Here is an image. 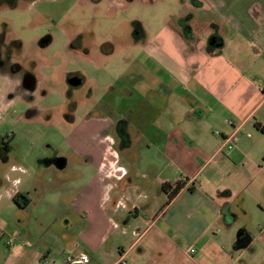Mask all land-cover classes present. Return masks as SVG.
Masks as SVG:
<instances>
[{
	"label": "crops",
	"instance_id": "0c3cea01",
	"mask_svg": "<svg viewBox=\"0 0 264 264\" xmlns=\"http://www.w3.org/2000/svg\"><path fill=\"white\" fill-rule=\"evenodd\" d=\"M193 1L195 26L166 22L119 74L112 90L114 116L101 117L99 126L84 123L83 132L78 124L68 138L91 159L94 173L71 201L84 219L75 238V246L83 244L81 255L70 253L54 264H72L82 255L89 256L86 264H114L122 255L127 264H178L183 247L178 240L185 236L198 247L188 250L197 254L191 256L194 264L206 253L236 264L238 250L257 252L256 237L263 252L258 264H264L263 227L255 236L227 219L238 217L239 196L228 180L243 170L241 163L248 164V137L258 136L256 124L264 123V49L243 48L264 32V0ZM205 22L214 27L220 46L208 47L211 36L193 38L195 27ZM251 57L260 62L257 70ZM124 117V141L103 139L108 123ZM234 132L238 140L229 150L222 145ZM33 175L12 162L4 174L11 185L1 181L0 200L30 207L34 188L24 184ZM177 182L185 186L168 202L164 185ZM236 200L245 211V200ZM189 217L195 219L186 221ZM18 235L21 246L30 245L25 233ZM38 258L36 253L33 264Z\"/></svg>",
	"mask_w": 264,
	"mask_h": 264
},
{
	"label": "rangeland",
	"instance_id": "374dc122",
	"mask_svg": "<svg viewBox=\"0 0 264 264\" xmlns=\"http://www.w3.org/2000/svg\"><path fill=\"white\" fill-rule=\"evenodd\" d=\"M21 2L14 10H43L52 14L55 23L50 25L53 41L48 48L43 49L39 44L29 43L25 47V52L28 53L32 49L38 50V58L30 65L37 78L35 88L27 90L18 86L15 90V86L12 91L7 88L9 80L13 84L14 81L19 84L23 80V70L17 73L8 71L9 80L0 82V139L11 141L10 147H4L5 156L11 161H6L4 150L0 148V183L4 181L7 187L11 185L4 180V174L12 162L18 161L34 174L33 181L26 182L24 186H33L35 198L28 208L7 206L4 200H0V264H33L36 253L39 257L37 264H46V260L49 264H54L53 261L63 262L70 253L74 257L81 255L83 244L75 246V238L84 225V219L71 206V201L94 173L91 159L82 157L68 138L73 135L74 128L78 132L80 127L83 132L85 124L99 126L101 124L97 120L113 115L108 102L110 95L113 97L111 90L119 74L133 56L144 53V46L169 18L177 16L178 23H182L184 19L183 23L188 21L187 23L195 26L189 17L194 1ZM63 28H71L68 40ZM211 30H215L214 27L206 22L202 23L195 27L193 38L202 37L207 40L209 36H215ZM79 32H82L83 41L80 46H76L71 40ZM23 33L25 38L34 40L36 36L40 38L41 32L36 34L35 30L27 28ZM259 34L253 38V44L243 43V48L253 50L254 53L255 48L264 49V32ZM248 61H253L257 70L260 62L255 61V57ZM71 75L78 76L81 83L69 84ZM70 94L77 101L75 107L67 106ZM70 118L74 120L70 121ZM78 124L82 125L76 127ZM255 131L258 136L248 137L252 144L249 160H246L248 164L241 163L243 170L238 172L237 177L232 172L228 180V183L232 182L233 186H237L239 196L234 198L238 217L227 216V219H232L238 229L247 228L257 236L260 228L264 229V133L257 127ZM61 159L66 162L63 167L58 165ZM48 161L52 163L48 164ZM35 176L38 178L34 179ZM234 177L237 178L235 183ZM2 189L0 184V194ZM236 199L238 203L245 200V211L236 204ZM119 216L122 217V214ZM194 219L189 217L186 221ZM21 228L23 229L20 231ZM239 232L238 230L237 234ZM23 233L29 246L19 244L18 234ZM186 237L178 240L183 245L178 254V264H194L191 256L197 255L189 253L188 250L197 245ZM255 244L258 248L255 253L251 249H240L235 253L236 264L259 263L263 252L257 237ZM17 248L22 249L15 252ZM126 261L129 263L128 258ZM222 263V258L213 253H206L199 262Z\"/></svg>",
	"mask_w": 264,
	"mask_h": 264
},
{
	"label": "flooded vegetation",
	"instance_id": "af4514ba",
	"mask_svg": "<svg viewBox=\"0 0 264 264\" xmlns=\"http://www.w3.org/2000/svg\"><path fill=\"white\" fill-rule=\"evenodd\" d=\"M21 3V0H0V82L5 83L6 80H9L7 79V75L9 73L8 71H10L11 73H17L23 70L25 72L24 78L20 82L21 84H18L15 81L13 84L9 80V87L7 88L10 91L14 90L15 86L17 87L15 88V90L18 89V86H23L27 90H33L36 86L37 78L32 72L30 65L35 61V59L38 58V50L32 49V51L29 53L27 51L25 52V47L27 46V44H39L44 49L48 48L53 41L50 25H52L51 23H55V18L52 16V14L43 10H14L17 9ZM189 17L191 18V16ZM183 21L185 20L183 19ZM167 22L178 24V17L173 16L169 18ZM187 22L188 21L184 23V27H190V23ZM27 28L35 30L36 34L38 32H41L40 38H37V36L34 40L25 38L23 35V30H26ZM63 30L68 40V35L71 28H63ZM81 33L82 32H79L76 35V38L71 40V43H75L76 46H80L83 41V36ZM212 38H214V36H211L208 40V47L212 46L210 45V41L212 40ZM216 43H218V41ZM104 52L109 53L107 51ZM77 77L78 76L76 75H71L69 84L79 85L81 83V80ZM76 81H78V83H74ZM113 89L114 86L112 90ZM72 96V94L69 95L70 102L67 104L68 107H75L77 105V101L72 99ZM108 103L113 114L112 116H108V118L111 119L114 116V107L116 106L114 98L111 95ZM67 120H69V118ZM72 120L74 119H71L70 121ZM126 123V117L122 118L119 122L113 121L112 123H108L107 127L102 132L103 139H105L106 141L110 140V143L113 142L114 145L117 142L118 136H121L124 141V139L126 138ZM10 136L11 134L9 135V137ZM0 143V148L4 150L5 148L10 147L11 141L8 140L7 142L0 139ZM4 143H6V145H3ZM78 153H80L79 150ZM3 156H5V150L3 152ZM4 158L6 159V156ZM62 161L66 163L64 159L59 160L58 163Z\"/></svg>",
	"mask_w": 264,
	"mask_h": 264
},
{
	"label": "built area",
	"instance_id": "2783aa9c",
	"mask_svg": "<svg viewBox=\"0 0 264 264\" xmlns=\"http://www.w3.org/2000/svg\"><path fill=\"white\" fill-rule=\"evenodd\" d=\"M238 140L237 132H234L230 137L225 138L224 140V145H226L227 149L231 150L234 145L236 144ZM89 261V256L88 255H82L78 259L72 260V264H86ZM114 264H127V261L125 257L122 255L117 262Z\"/></svg>",
	"mask_w": 264,
	"mask_h": 264
},
{
	"label": "trees",
	"instance_id": "16d2710c",
	"mask_svg": "<svg viewBox=\"0 0 264 264\" xmlns=\"http://www.w3.org/2000/svg\"><path fill=\"white\" fill-rule=\"evenodd\" d=\"M211 48V46L209 47ZM257 128L264 133V123L263 124H256ZM184 184L181 182H177L176 184H165L164 185V189L165 191H167L168 194V202H170L183 188H184ZM191 191L194 190L193 187L189 188ZM16 202H17V198H15Z\"/></svg>",
	"mask_w": 264,
	"mask_h": 264
},
{
	"label": "water",
	"instance_id": "95a60500",
	"mask_svg": "<svg viewBox=\"0 0 264 264\" xmlns=\"http://www.w3.org/2000/svg\"><path fill=\"white\" fill-rule=\"evenodd\" d=\"M216 42H217V39L214 37V38H212V40L210 41V45H215L216 47H218V46L221 45L220 43H216ZM74 83H78V81H76V82H74ZM58 165H59L60 167H63L64 162L62 161V162L58 163Z\"/></svg>",
	"mask_w": 264,
	"mask_h": 264
}]
</instances>
